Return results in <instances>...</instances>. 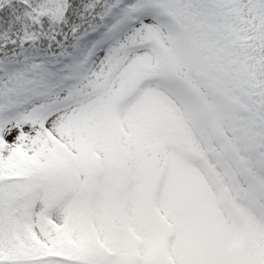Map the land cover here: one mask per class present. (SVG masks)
Instances as JSON below:
<instances>
[{"label": "snow or ice", "instance_id": "1", "mask_svg": "<svg viewBox=\"0 0 264 264\" xmlns=\"http://www.w3.org/2000/svg\"><path fill=\"white\" fill-rule=\"evenodd\" d=\"M0 264H264V0H0Z\"/></svg>", "mask_w": 264, "mask_h": 264}]
</instances>
